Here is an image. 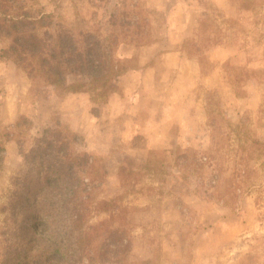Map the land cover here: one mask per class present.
<instances>
[{"label": "rangeland", "instance_id": "374dc122", "mask_svg": "<svg viewBox=\"0 0 264 264\" xmlns=\"http://www.w3.org/2000/svg\"><path fill=\"white\" fill-rule=\"evenodd\" d=\"M21 16L48 43H93L114 93L96 103L0 59V264H264V0H0L1 21ZM46 141L87 154L70 189L45 190L64 196L66 262L17 195Z\"/></svg>", "mask_w": 264, "mask_h": 264}, {"label": "trees", "instance_id": "16d2710c", "mask_svg": "<svg viewBox=\"0 0 264 264\" xmlns=\"http://www.w3.org/2000/svg\"><path fill=\"white\" fill-rule=\"evenodd\" d=\"M38 22L40 20H32L24 16L11 17L3 21L0 20V35L6 33L11 38V45L9 48L4 49L0 55V59L12 60L18 67L22 65V68L28 71L30 76H33L36 69L39 68L38 70L47 77L48 86L53 89L65 87L68 93H92L94 95V102L107 104L114 93L112 84L114 75H112L111 71H108L106 74L104 63L99 58L95 59L93 57L95 52L93 43L87 40L88 44L82 50L78 47L74 35L69 32L58 34L54 40L55 43H48L44 37L34 32L36 29L35 25ZM48 24L52 26V20ZM47 34L45 32V35ZM86 37L91 38L92 35L89 34ZM30 59L35 61V67L29 63ZM113 68L114 66H112V71ZM69 75H83L87 79L85 81L81 80L75 83H68L66 80ZM49 145L50 142L46 141L43 147L33 150L26 157L27 160L30 157L32 162H40V169H37L34 174L25 177V185L23 187L21 186L20 192L17 195L19 202L23 204L22 207L34 206L31 209L29 208V213L25 214V216L34 219L40 214L42 217L40 222L46 224L48 230L52 231L51 233L56 232L55 235H52L53 240L56 241L46 244L43 253L56 252L61 256L62 261L66 262L68 259L65 255L67 254V249L66 251L65 249L63 250V245L57 242L59 238V229L57 227L63 219L61 215L64 207V196L58 195L60 196L58 199L52 198L48 200L49 195H47L45 190L53 182L56 189H60L61 187L70 189L73 186V177H78L81 173V170L77 166L82 165V162L87 158V154H79L76 156L64 154L62 157H51L50 152L46 151L50 147ZM75 192V190L71 191L67 195L70 197L73 196L72 201L76 197ZM39 200L41 202L43 200L44 202H49L44 205H39ZM50 203H53L52 208H49ZM16 206L14 205L13 208L15 209ZM27 209L21 208L22 211H27ZM47 218L50 219L46 220ZM77 219L75 223L81 221L79 217ZM38 224L36 225L33 222L31 229L36 230ZM54 226L56 229H51ZM37 241V243L41 244L39 239ZM32 242H36L35 238L30 241V244H33ZM37 243L34 244L36 245ZM22 246H26L25 243ZM24 249L28 250L27 247ZM24 254L25 252H22L18 246L14 251L12 260L21 259L20 261H23L25 259L23 257ZM50 262H52L51 259H48L47 263Z\"/></svg>", "mask_w": 264, "mask_h": 264}]
</instances>
